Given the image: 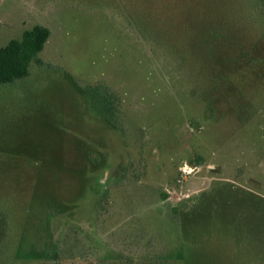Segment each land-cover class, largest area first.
Wrapping results in <instances>:
<instances>
[{"label": "rangeland", "instance_id": "374dc122", "mask_svg": "<svg viewBox=\"0 0 264 264\" xmlns=\"http://www.w3.org/2000/svg\"><path fill=\"white\" fill-rule=\"evenodd\" d=\"M263 4L0 0V47L50 31L0 87V199L25 251L264 264Z\"/></svg>", "mask_w": 264, "mask_h": 264}, {"label": "trees", "instance_id": "16d2710c", "mask_svg": "<svg viewBox=\"0 0 264 264\" xmlns=\"http://www.w3.org/2000/svg\"><path fill=\"white\" fill-rule=\"evenodd\" d=\"M264 14V4H263ZM50 36L48 28L35 25L22 32L17 39H11L0 47V87L14 85L28 78L32 64L42 65L40 54ZM7 87V86H5ZM87 92V90H86ZM88 94L89 93L88 90ZM98 94V93H97ZM101 94V93H100ZM99 95V94H98ZM99 113L107 122H111L106 96L97 98L94 95ZM16 220L9 205L0 199V264H60L54 254L41 251H25L21 247L20 235L16 230ZM91 264V263H90ZM93 264H186L184 260L172 259L164 255L145 257L118 256L114 259H99ZM216 264V263H214ZM218 264V263H217Z\"/></svg>", "mask_w": 264, "mask_h": 264}]
</instances>
